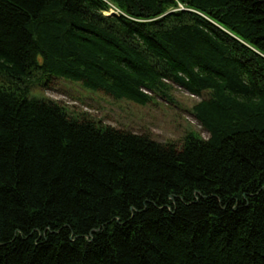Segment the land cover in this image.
<instances>
[{"label": "trees", "instance_id": "1", "mask_svg": "<svg viewBox=\"0 0 264 264\" xmlns=\"http://www.w3.org/2000/svg\"><path fill=\"white\" fill-rule=\"evenodd\" d=\"M52 78L175 84L208 137L69 116ZM0 264H264V0H0Z\"/></svg>", "mask_w": 264, "mask_h": 264}, {"label": "rangeland", "instance_id": "2", "mask_svg": "<svg viewBox=\"0 0 264 264\" xmlns=\"http://www.w3.org/2000/svg\"><path fill=\"white\" fill-rule=\"evenodd\" d=\"M48 81L47 86L31 82L29 96L52 100L65 109L69 116L86 117L103 125L144 133L155 141L172 142L178 146L190 132L203 139L208 137L192 112L199 98L175 84L169 83L171 102L148 93L152 96L151 100L145 106H140L125 100H115L103 92L88 91L80 84L64 79L52 78Z\"/></svg>", "mask_w": 264, "mask_h": 264}]
</instances>
